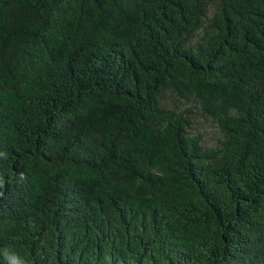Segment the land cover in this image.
<instances>
[{
  "label": "trees",
  "instance_id": "16d2710c",
  "mask_svg": "<svg viewBox=\"0 0 264 264\" xmlns=\"http://www.w3.org/2000/svg\"><path fill=\"white\" fill-rule=\"evenodd\" d=\"M171 96L215 121L216 147ZM5 248L264 264V0H0Z\"/></svg>",
  "mask_w": 264,
  "mask_h": 264
},
{
  "label": "rangeland",
  "instance_id": "374dc122",
  "mask_svg": "<svg viewBox=\"0 0 264 264\" xmlns=\"http://www.w3.org/2000/svg\"><path fill=\"white\" fill-rule=\"evenodd\" d=\"M165 109L175 114L192 110L189 134L191 136H200L201 144L206 148L217 146L221 137L218 126L212 118L202 114L197 105L171 96L166 101Z\"/></svg>",
  "mask_w": 264,
  "mask_h": 264
},
{
  "label": "clouds",
  "instance_id": "9594fccd",
  "mask_svg": "<svg viewBox=\"0 0 264 264\" xmlns=\"http://www.w3.org/2000/svg\"><path fill=\"white\" fill-rule=\"evenodd\" d=\"M0 257L4 259L6 264H28L26 259L7 248L3 249V251H0Z\"/></svg>",
  "mask_w": 264,
  "mask_h": 264
}]
</instances>
